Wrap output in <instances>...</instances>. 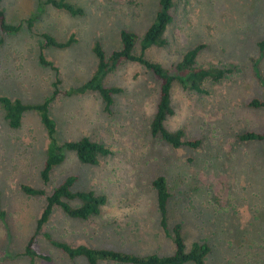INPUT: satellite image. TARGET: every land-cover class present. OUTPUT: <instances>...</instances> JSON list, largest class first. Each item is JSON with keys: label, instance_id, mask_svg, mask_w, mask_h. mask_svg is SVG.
<instances>
[{"label": "rangeland", "instance_id": "obj_1", "mask_svg": "<svg viewBox=\"0 0 264 264\" xmlns=\"http://www.w3.org/2000/svg\"><path fill=\"white\" fill-rule=\"evenodd\" d=\"M44 1L0 0L6 23L19 25L16 32L0 35V94L30 104L50 98L57 78L60 89L88 80L97 63L95 41L109 53L120 47L121 29L141 37L158 0H66L82 8L76 15ZM172 13L164 33L167 44L148 48L147 58L170 67L187 49L203 43L197 65L232 68L222 79L204 80V92L176 81L172 85L174 112L165 126L182 128L184 139H200V145L173 147L150 132L158 81L135 61H122L104 79L122 89L114 95L110 114L95 91L50 101L58 143L88 136L112 152L87 164L64 149V160L47 183L40 176L48 139L39 113L25 111L20 126L12 128L0 105V253L8 256L3 264L31 262L23 249L46 196L70 174L77 176L74 190L105 194L107 201L85 219L55 206L35 243L49 259L35 257L33 264H88L83 256L63 253L44 233L73 246L172 253V238L159 225L152 186L158 175L166 178L170 192L169 229L181 223L186 249L194 241H206L211 247L206 264H264V140L237 139L241 132L264 131V107L249 104L253 98L264 99V48L258 46L264 39V0H176ZM43 34L59 42L73 35L74 41L42 48ZM40 52L57 70L39 62ZM254 60L262 81L253 74ZM22 185L43 192L27 194ZM98 264L125 263L101 259Z\"/></svg>", "mask_w": 264, "mask_h": 264}, {"label": "trees", "instance_id": "obj_2", "mask_svg": "<svg viewBox=\"0 0 264 264\" xmlns=\"http://www.w3.org/2000/svg\"><path fill=\"white\" fill-rule=\"evenodd\" d=\"M176 0H158L157 9L152 22L144 31L141 37L137 33L121 29L120 31V47L106 53L99 41H95L92 50L97 58L96 68L90 78L80 85L70 87L68 89H60L58 87L59 79L54 82V89L50 98L42 103L30 104L24 103L19 98H12L8 95L0 94V105L4 110V117L10 127L16 128L21 124L23 113L27 110H36L39 113L41 122L46 130L47 145L45 149V158L43 167L40 172L41 179L44 183L50 180V173L55 166L64 160V149L75 152L78 160L82 163L95 164L101 156H106L112 150L104 143L93 140L88 136H82L75 141H64L58 143L55 138L56 124L49 114V104L55 97L59 95L83 94L87 91H95L99 94L103 110L108 114L111 113V107L114 102V95L121 92V88L116 85H106L104 79L108 72L112 71L122 61H135L145 66L158 81V99L156 110L150 121V132L159 136L162 140L169 143L173 147L186 145L190 147H198L200 139H184V131L182 128L169 130L165 126V120L172 115L174 109L171 105V88L173 83L178 82L183 88L204 92L203 82L206 79L219 80L224 78L232 71L231 67L210 66L203 67L196 64V57L205 47L203 43H199L187 49L182 58L176 64L170 67H164L157 61L149 59L145 56V51L152 47H162L167 44L164 36L168 24L173 20L172 8ZM43 3L51 4L54 7L67 10L70 14H82L81 7L70 3L66 0H45ZM35 16L28 18L29 25L32 26ZM19 25L7 24L5 14L0 7V35L5 33L16 32ZM44 42L42 48L49 46L65 47L74 41L71 35L66 41H56L51 35L43 34ZM139 46L140 51L135 52V47ZM260 49L264 48V39L258 42ZM39 62L45 66H49L54 70L57 67L47 60L43 53H39ZM252 70L254 76L262 81L261 72L258 68L257 61H252ZM253 107H264V99L253 98L249 102ZM237 139L241 141L247 140H264V131L249 130L237 134ZM77 180L76 175L66 176L52 191L46 196V204L43 208L33 233L28 238L23 254L30 259L29 264H33L35 257L49 259V256L38 252L35 248L36 238L40 233L43 225L49 220L50 215L55 206L68 216L85 219L90 215L99 212L100 206L107 201L105 194H97L92 190H74L73 184ZM152 186L156 195V206L159 212V225L162 230L170 235L174 244V250L167 255H159L157 253L136 254L132 252L116 250L112 248H94L85 244L70 245L66 242L52 239L49 233L44 236L56 248L73 258L83 256L88 264H98V261L110 260L125 264H206V257L211 250L210 245L206 241H194L189 249H186L182 237V226L180 222L175 223L171 229L168 226L167 205L170 197L166 178L163 175L156 176L152 181ZM22 190L27 194H40L43 191L28 185H22ZM76 199L78 205H72L69 200ZM4 215V211L0 209V217ZM8 259L4 253H0V264Z\"/></svg>", "mask_w": 264, "mask_h": 264}]
</instances>
